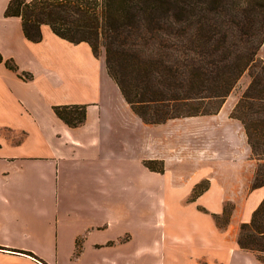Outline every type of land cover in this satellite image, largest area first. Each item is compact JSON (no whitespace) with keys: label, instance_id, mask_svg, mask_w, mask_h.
I'll list each match as a JSON object with an SVG mask.
<instances>
[{"label":"crops","instance_id":"obj_1","mask_svg":"<svg viewBox=\"0 0 264 264\" xmlns=\"http://www.w3.org/2000/svg\"><path fill=\"white\" fill-rule=\"evenodd\" d=\"M10 1L0 0V56L33 78L0 63V264H262L238 246L264 200L241 123L223 106L145 124L104 53L49 26L29 41L21 19L5 16ZM58 106H86L85 123L69 127ZM202 182L209 188L191 202ZM226 203L234 211L221 230L214 215Z\"/></svg>","mask_w":264,"mask_h":264},{"label":"trees","instance_id":"obj_2","mask_svg":"<svg viewBox=\"0 0 264 264\" xmlns=\"http://www.w3.org/2000/svg\"><path fill=\"white\" fill-rule=\"evenodd\" d=\"M5 16L21 19L33 43L43 40L41 29L49 26L71 44L87 43L96 58L104 51L109 76L148 125L217 115L248 73L250 83L231 118L243 126L258 163L252 189L264 187V61L258 60L264 0H11ZM0 63L25 80L33 78L13 61L0 56ZM86 111L54 107L71 128L85 123ZM145 166L164 171L157 162ZM208 188V182L197 185L190 201ZM229 205L214 215L221 230L231 221ZM238 246L264 264V200L250 223L241 225Z\"/></svg>","mask_w":264,"mask_h":264},{"label":"rangeland","instance_id":"obj_3","mask_svg":"<svg viewBox=\"0 0 264 264\" xmlns=\"http://www.w3.org/2000/svg\"><path fill=\"white\" fill-rule=\"evenodd\" d=\"M104 53V51H102V54ZM105 54V53H104ZM258 60H260V61H264V59H263V55H262V57H261V53L259 52V54H258ZM249 83H250V77H249V74L247 73L242 79H241V81L238 83V85L236 86V88H235V90L232 92V94L228 97V99L226 100V102H225V104H224V109H223V111H222V113L224 114V116L225 117H227L226 119H227V121L228 120H232L231 119V115H232V113H233V111H234V109H235V107H236V105L238 104V102H239V100H240V98H241V96L243 95V93L245 92V90H246V88L248 87V85H249ZM214 127H216V126H214ZM209 129H213L212 128V126H208V130ZM222 129V128H221ZM234 130L236 131V132H240V134H241V129H236V128H234ZM217 135H219V133H217ZM239 138H241L240 136H239ZM214 139H218V138H214ZM238 140V139H237ZM219 142L220 141H217L216 142V144H218L219 145ZM242 145V144H241ZM240 145V146H241ZM209 147V146H208ZM210 148V147H209ZM251 158H253V156H251ZM253 160H254V158H253ZM255 164H256V167H257V165H258V163H257V161H255ZM227 204V203H226ZM228 204H230L229 205V208H232V207H234V204L233 203H228ZM234 211V210H233ZM233 213V212H232ZM223 223H225V221L223 220Z\"/></svg>","mask_w":264,"mask_h":264}]
</instances>
